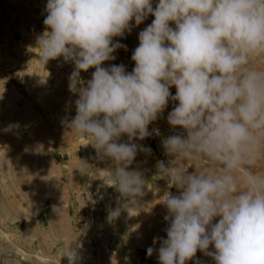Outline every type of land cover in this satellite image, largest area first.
Masks as SVG:
<instances>
[{"label":"clouds","instance_id":"1","mask_svg":"<svg viewBox=\"0 0 264 264\" xmlns=\"http://www.w3.org/2000/svg\"><path fill=\"white\" fill-rule=\"evenodd\" d=\"M45 11L39 60L74 65L68 89L78 96L76 114L62 123L111 162L104 181L119 205L109 215L140 207L147 181L129 166L151 149L134 141L159 135L148 126L171 100L167 122L183 134L162 140L174 159L157 168L179 195H164L169 223L159 264H186L197 251L215 264H264V173L251 168L264 148V68L253 63L264 59V0H47ZM149 16L132 71L103 67L126 49L113 38ZM90 68L85 81L80 73Z\"/></svg>","mask_w":264,"mask_h":264},{"label":"rangeland","instance_id":"2","mask_svg":"<svg viewBox=\"0 0 264 264\" xmlns=\"http://www.w3.org/2000/svg\"><path fill=\"white\" fill-rule=\"evenodd\" d=\"M46 4L0 0V264H159L156 250L169 223L162 202L166 192L179 195V190L169 187L151 154L140 152L129 166L147 181L140 207L109 215L119 205V193L104 181L111 162L62 123L76 114L78 96L68 89L74 65L63 57L44 65L39 60L37 38L45 31ZM153 19L114 37L126 49H116L115 59L102 66L122 64L131 72L138 34ZM253 63L264 68V59ZM94 71L81 72V78L87 81ZM134 142L147 147L146 140ZM77 148L79 157L73 153ZM163 158L166 166L174 159ZM251 168L264 173V148ZM186 264L215 262L197 251Z\"/></svg>","mask_w":264,"mask_h":264},{"label":"built area","instance_id":"3","mask_svg":"<svg viewBox=\"0 0 264 264\" xmlns=\"http://www.w3.org/2000/svg\"><path fill=\"white\" fill-rule=\"evenodd\" d=\"M170 93L172 95H175V87L170 88ZM177 102L169 101L168 106L164 109V111L160 114V116L157 118L156 121L151 123L149 127V131L151 132L152 129H158L159 135H156L153 133L151 136L146 137L144 140H146V145L148 148L151 149V157L154 163H158V161H163V157L166 156L165 151L162 147V140L166 138L167 136L173 135V134H183L182 132L178 131L176 128H172L167 122V115L170 111H172L173 107L175 106ZM163 158V159H162ZM162 159V160H160ZM92 211H89V216H91Z\"/></svg>","mask_w":264,"mask_h":264},{"label":"crops","instance_id":"4","mask_svg":"<svg viewBox=\"0 0 264 264\" xmlns=\"http://www.w3.org/2000/svg\"><path fill=\"white\" fill-rule=\"evenodd\" d=\"M73 153L76 154L77 157L81 156L80 150L78 148Z\"/></svg>","mask_w":264,"mask_h":264}]
</instances>
